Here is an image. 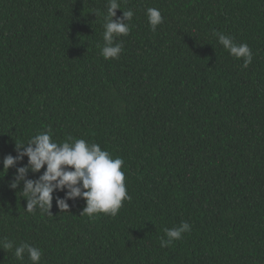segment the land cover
<instances>
[{
  "label": "trees",
  "instance_id": "trees-1",
  "mask_svg": "<svg viewBox=\"0 0 264 264\" xmlns=\"http://www.w3.org/2000/svg\"><path fill=\"white\" fill-rule=\"evenodd\" d=\"M119 3L117 17L134 16L106 60L108 0H0V240L38 247L40 264H264V0ZM148 8L163 17L154 31ZM214 31L247 43L252 62ZM43 132L123 160L117 215L81 214L82 198L61 210L64 191L49 213L26 211L23 182L10 184L28 158L3 159ZM13 253L0 264H32Z\"/></svg>",
  "mask_w": 264,
  "mask_h": 264
},
{
  "label": "clouds",
  "instance_id": "clouds-1",
  "mask_svg": "<svg viewBox=\"0 0 264 264\" xmlns=\"http://www.w3.org/2000/svg\"><path fill=\"white\" fill-rule=\"evenodd\" d=\"M121 9L119 0H108L107 12L103 23L104 46L101 55L107 59L118 58L122 45L114 44L117 36H126L130 32V22L134 12L129 9L123 11L121 17L116 11ZM96 15V13H95ZM152 30L163 22L161 12L156 8H148L146 12ZM230 55L236 59H243V67H247L253 59V53L247 43L236 44L232 37L220 32H213ZM71 142L56 143L49 132L39 133L29 139L26 144L17 146V155H7L3 159V169L17 165L26 156L27 164L16 169L15 178L10 187L16 189L23 182L22 194L27 197L26 211L32 212L39 208L49 213L52 207L53 193L64 191L63 198L57 197L59 209H68L67 200L82 198L86 202L81 214L89 217L105 213L117 215L123 201L130 199L125 185V174L121 171L123 160L111 158L110 154L101 150L98 144L87 143L84 139L69 138ZM46 166V167H45ZM45 169L37 179H29L28 173H39ZM66 190V191H65ZM191 226L184 222L179 227L165 229L167 239L160 240V246L168 247L174 241L182 239V234L189 232ZM17 260H23L25 254L32 264H40L42 250L27 243L15 246L8 239L0 240V249L12 250Z\"/></svg>",
  "mask_w": 264,
  "mask_h": 264
}]
</instances>
